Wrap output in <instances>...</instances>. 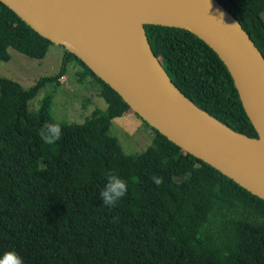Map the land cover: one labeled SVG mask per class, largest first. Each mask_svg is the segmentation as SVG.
I'll return each mask as SVG.
<instances>
[{"label":"trees","instance_id":"obj_1","mask_svg":"<svg viewBox=\"0 0 264 264\" xmlns=\"http://www.w3.org/2000/svg\"><path fill=\"white\" fill-rule=\"evenodd\" d=\"M240 22L264 56V0H217ZM151 47L182 93L235 132L256 138L234 79L217 53L188 30L145 25ZM54 44L0 1V62L9 49L43 60ZM65 49V48H64ZM100 85L107 109L84 124H62V139L38 135L52 96L30 102L70 63ZM133 113L121 95L65 49L61 71L29 89L0 76V256L24 264H264V200L156 129L140 154L123 151L111 122ZM142 119V118H141ZM143 120V119H142ZM128 181L126 196L106 207L105 174ZM163 177L157 187L151 176Z\"/></svg>","mask_w":264,"mask_h":264},{"label":"water","instance_id":"obj_2","mask_svg":"<svg viewBox=\"0 0 264 264\" xmlns=\"http://www.w3.org/2000/svg\"><path fill=\"white\" fill-rule=\"evenodd\" d=\"M80 58L132 111L186 153L264 200V56L217 0H0ZM142 21L141 33L133 27ZM190 31L225 63L256 131H233L174 84L145 25Z\"/></svg>","mask_w":264,"mask_h":264},{"label":"rangeland","instance_id":"obj_3","mask_svg":"<svg viewBox=\"0 0 264 264\" xmlns=\"http://www.w3.org/2000/svg\"><path fill=\"white\" fill-rule=\"evenodd\" d=\"M11 59L0 62V76L11 79L29 89L41 78L56 76L61 71L65 49L52 44L43 60H33L13 48ZM76 62L68 65L60 82H47L31 100V110H38L44 98L51 95V115L62 124H84L96 109L106 110L107 103L99 96L100 85L91 76L82 75ZM108 134L118 139L126 154L137 155L151 145L153 133L143 120L133 113L125 114L111 122Z\"/></svg>","mask_w":264,"mask_h":264},{"label":"clouds","instance_id":"obj_4","mask_svg":"<svg viewBox=\"0 0 264 264\" xmlns=\"http://www.w3.org/2000/svg\"><path fill=\"white\" fill-rule=\"evenodd\" d=\"M63 129L58 122L46 123L39 131L41 141L47 145H55L62 139ZM106 183L100 191V199L104 206L114 207L128 192V181L118 173L109 171L105 174ZM157 186L163 184V177L153 175L150 178ZM0 264H24L23 258L14 250L6 251L0 256Z\"/></svg>","mask_w":264,"mask_h":264},{"label":"bare ground","instance_id":"obj_5","mask_svg":"<svg viewBox=\"0 0 264 264\" xmlns=\"http://www.w3.org/2000/svg\"><path fill=\"white\" fill-rule=\"evenodd\" d=\"M143 22L142 21H137V22H134V24H133V27H135V28H137L138 29V31H137V33L138 34H140L141 33V24H142Z\"/></svg>","mask_w":264,"mask_h":264}]
</instances>
